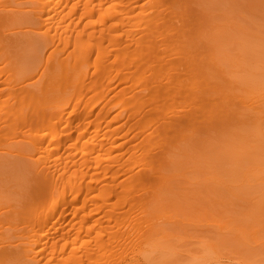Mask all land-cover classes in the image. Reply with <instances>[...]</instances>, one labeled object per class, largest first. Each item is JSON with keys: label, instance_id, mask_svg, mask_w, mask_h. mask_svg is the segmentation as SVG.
<instances>
[{"label": "rangeland", "instance_id": "obj_1", "mask_svg": "<svg viewBox=\"0 0 264 264\" xmlns=\"http://www.w3.org/2000/svg\"><path fill=\"white\" fill-rule=\"evenodd\" d=\"M8 1H1L4 2L1 7ZM21 1L26 4L28 0ZM29 1L28 7L25 6L26 9L20 3L22 5L18 7L7 5L2 11L6 8L9 12V8L16 7L19 10L25 9L27 13L31 6ZM80 1L84 3L88 0ZM89 1L92 13H85L84 7L80 6L77 16H82L81 21L78 22L79 18H76L75 24L72 25V29L70 28L76 36L79 30L89 25L85 28L82 42L71 45L60 55L66 62L69 59L74 61L77 57L75 55L80 50L89 48L87 51L89 50L88 54L91 56L86 65L82 66L88 72L87 78L83 80L82 74H85V70L82 74V71L74 73L73 69L66 67L69 71L62 70L64 73L62 74V68H53L46 74L55 75L56 78L43 89L44 92L41 91L42 95L32 97L28 94V89L21 90L22 100L15 110L16 114L26 113V120L32 123L31 127L35 129L37 126L40 127V123H37L44 117V112L58 110L56 108L63 105L62 100L68 97L72 100L67 108H64L65 118L63 117L64 120L59 123L64 124L69 117L66 115L75 107L80 92L84 91L82 98L89 109L92 106L89 97H95V94L101 91L103 94L104 91L106 92L105 98L100 100L96 110L92 109L93 114L87 116L80 124L73 116L70 118L72 125L66 131L73 134L67 141L68 145L61 148L59 160L61 167L65 169L70 164L77 169L80 168L81 162L85 161L87 174L85 182L92 183L96 187L86 207L88 213L92 211L86 222L82 220L85 210L75 215L69 213L68 220L71 222H68V225L69 228H73L72 233L78 232L77 225L84 224L85 232L82 233L85 236L81 235L86 238H88L86 230L90 226H92L90 237L93 238L98 236L100 231L105 238L106 233L114 230H130L133 220L138 216L135 214L127 216L129 205L122 203L123 197H120L121 201H119V196L114 194L104 199L98 196V189L111 184L110 189L115 186L119 192L121 187L118 186L122 181L125 183L124 180L139 169L145 167L146 171L149 167L147 164L152 162V166L149 164L151 166L149 171L147 170L151 176L149 181L134 184L131 192L132 195L141 196L144 191L152 192L156 199H152L154 203L151 201L152 207L150 206L149 212L155 214L154 217L151 213L155 221L158 219L160 227L157 222L155 225L159 227L158 229L166 228L167 235L172 233L167 238L166 233L163 235L165 231L161 230L162 233L156 230L158 236L159 233L162 234L163 238L166 237L165 242H168L166 246L162 244L164 248L163 251H159L160 255L165 253L164 250L175 248L174 251L172 250L174 254L173 252L172 255L170 254L171 257L167 254L160 257L158 253L156 261L158 259L159 261L156 264H200L201 262L208 264L209 261L211 262L209 264H264V118L260 120L256 116L260 114L259 111H264V107L248 109V103H255L254 99L247 103L252 96L264 95V0ZM114 5H116L114 12L109 13L107 10ZM13 10L10 11L14 13L16 10L14 12ZM122 21L125 26L122 23L121 26L118 24ZM24 26L15 27L17 29L15 33L22 30L23 36L29 33L27 36L37 37L44 30L43 27L41 29L38 26L40 29L34 28L31 33H25L30 27ZM104 27H112V35L110 30L103 31ZM15 28L12 27L8 32L11 30L13 32ZM3 29L5 35L10 34V32L7 34L6 28ZM0 32L4 36L3 32ZM90 34H93L92 40L88 37ZM116 35L119 36L115 38ZM30 45L24 44L20 49L18 46L17 50L13 51L15 53L13 56L16 55L15 58H18L26 55L24 59L27 55L30 57L36 51L33 45V50ZM50 51L51 48L46 49L45 56ZM69 53H72V56L69 57ZM141 57L145 60L139 63ZM36 62L11 64L2 59L0 66L9 72L2 78L19 74ZM68 63L69 61L67 65L70 66L71 64ZM177 63L179 66L175 65ZM93 64L98 66L97 69L92 68ZM103 64L110 65H106L105 68L108 69L106 71L111 70L112 74L109 72L111 75L101 74L105 71L102 69L105 66ZM38 67L35 68L37 70L28 72L22 84L16 85L14 90L23 84L33 89L30 83L40 78L44 72L42 65ZM117 71L119 76L115 77ZM1 72L3 73L2 70ZM179 72V75H182L177 77L176 74ZM99 78L101 80H98ZM0 97V106L7 104L9 94H1ZM120 98L127 99L125 100L127 103L119 104ZM134 101L137 106H132L135 104ZM128 104L130 108L121 111ZM195 111L197 114L193 113ZM134 112L135 117H133ZM253 114L257 117L258 123ZM262 114L264 116V112ZM2 127L0 119V129ZM152 131L157 133L159 131L161 134L158 136ZM106 133L108 135H105ZM64 137L67 139V136ZM23 145L24 137L19 133L9 138L6 145H0V155L9 153L8 156L14 158V162L10 160L13 163L6 161V164H9L1 166L3 168L0 169V193L8 191V195L16 198L14 201L13 199L8 201L5 198L7 194L4 193L6 196L1 194L8 203H12H9L12 206L17 199L20 200L27 195V198H23L24 204L21 203V208L30 202L33 191H38L41 186L40 177L35 174L36 167L31 166L37 154L29 149L20 152ZM145 145L147 147L149 145L152 149L146 148ZM158 150L162 153L161 156L156 154H159ZM141 152L147 155L148 162H144L146 165L140 162V168L132 166V162L141 160L139 159L142 157ZM136 153H139V156ZM151 154L154 156L152 157ZM99 156L105 159L101 162L102 166L111 165L113 172L96 174L92 178L89 170L95 165V160L99 159ZM130 156H133V159L128 161ZM143 158L142 160H145V156ZM11 192L16 194L12 195ZM19 202L17 204H20ZM78 204L83 206L82 201ZM10 205L1 209H8ZM69 210L68 207L67 211ZM111 214L121 216L116 220L111 218ZM0 230L2 237L1 232L6 228ZM15 245L19 247L17 242ZM15 245V248L12 244V247L7 246V248L11 247L7 250L16 251L18 248ZM205 245L208 247H204ZM209 245H216L212 247L218 249V253H214ZM117 248L110 246L102 253H97L96 257L106 260ZM203 250L209 252L204 254ZM28 252V250L24 251L25 255ZM204 255L207 258H204ZM190 257L196 258L192 261ZM25 258L22 257V261Z\"/></svg>", "mask_w": 264, "mask_h": 264}, {"label": "bare ground", "instance_id": "obj_2", "mask_svg": "<svg viewBox=\"0 0 264 264\" xmlns=\"http://www.w3.org/2000/svg\"><path fill=\"white\" fill-rule=\"evenodd\" d=\"M1 1H3V0H0V7L3 5L5 0L3 3ZM28 1H26V4H25V2H23L21 0H9L7 3H5L6 5L3 7H6L7 5L8 6L10 5V7L11 6L18 7L22 4L24 5V7L25 6L28 7L27 6ZM20 3H22V4H20ZM29 4L31 5V6H29L30 10L28 8V10L30 12L27 11V13H26V11H24L26 9V7H25V9H20V10L17 9L16 7H14L13 8L14 10H16V11L18 10L17 12L15 11L16 13L11 8H9V9L13 10L14 13H12V11H10V10L8 12L6 10V8L4 9L5 11L4 10L2 11L3 7H1V9H0V31H2L3 35L5 36V37L2 36V33L0 32V37H1L0 38V61H2V59H4V60H7L11 64H17V63H21V62L22 63H29L30 61H37L36 64L32 65L31 67H27V68L25 67L26 69L23 70V72H21L19 74H13V75L11 73L12 76L7 77V78H2V77L9 74V72L5 71V68L3 66H0L1 68L3 67L2 69L0 68L3 71V73H2L0 70V74H1L0 75V96H1V94H9V97H8L9 103L7 102V104L0 106V119L2 120V125H3V127L0 129L1 130L0 132H3L2 134H0V145H3V144L6 145V142H8L9 138L13 137L17 133L21 134L24 137V145L21 147L20 152L24 151V149H29L32 152H35V154H37V158L31 163V166L33 168L36 167L37 173H35V174H37V176L40 177L41 186H40V189L38 191H33L34 192L33 194L31 193L33 196L30 199V202L28 204H25V206L22 208H21V206L24 204L23 198L28 197L27 195L24 196L25 193L23 194L24 197H22V199H20V200L17 199V201L14 202V206L10 205L12 203H10V202H9L10 204L8 203L9 200L12 201V199H13V201H14L16 199V198L14 199V196L12 198L11 195H8V191H6V192L2 191L3 193H0V195L1 194H3V195L7 194V196H8V197L6 195H5L6 197L4 196L6 198V200L8 199V201H6L2 195L0 197V228H3V227L6 228V230H4V232H1L2 237L0 236V262L2 264H151V263L154 264V262L157 259L156 255L159 253V251L162 250V248H164L162 246V244L166 246V243H167V245H168V242H165L164 238H166V237L169 238L168 236H170L172 233L171 234L169 233L170 235H167L168 232L165 231L166 228L162 229L163 228L162 227V228L158 229L160 227L159 223L157 221L158 219L155 221V218H154L155 214L153 212H151L154 215V217H153V215L149 212L150 211L149 208L151 206L150 203H151L152 199L153 198L156 199L155 195L152 192L149 193V191H147V192L144 191V194L142 196L140 194H137V195H140L139 197H137V195H132L133 192H131L132 191L131 188L134 186V184H136L138 182L140 183L141 181L142 182L144 181V183H145V181L146 182L149 181L148 179H150L151 176H149V174H148V171H149L148 169H149V167L152 166L151 165L152 162L149 163L151 166L149 164H147L149 166L147 168L148 171L147 170L145 171V169H144L145 167H144L143 168L144 172H143V169L142 170L139 169L137 172L128 176V178H126V180H124L125 183H123V181H122L123 184L120 183L118 186V187H121L119 192H117L115 186H113L114 187L113 189H110V187H112L111 184H110L111 186L108 185V187L105 186L103 188H100V190L98 189V191H99L98 196L101 198H104V199H107L109 196H112L114 194H117L119 196V199H118L119 201H121L120 197H123L122 199L124 201L122 203L129 205V208L127 209V216H132V214H135L138 216L133 220L130 230H120V229L114 230V231L106 233L105 238H103L102 231H100V233H98V236L93 238V237H90L91 236L90 233L92 231V226H90V227H87L86 235L88 238H86V237H84L85 235L83 234L85 232L84 231L85 227H86L85 224L82 226H78V225L76 226V230H78V232L76 234L72 233L73 228H69L68 224L71 222L70 220H68L69 213H72L73 215H75V214H77V212H80L81 210H85V213H83V215H82V217H83L82 220L84 222H86L88 220V218L91 216L92 211L88 213L86 211V207H87L88 202L93 197V196H91V194L94 191H96V187H94V184H92V183L88 184L85 182L86 177H87V174L85 173L86 172V167H85L86 162L85 161H82L80 168H77V169L73 168L70 164H68V166H66L65 169H63L61 167V165H60L61 162H59L61 148L66 147L68 145L67 141H69L68 139L73 134V132L68 133L66 131V129L72 125V122L70 119L72 116L74 117L75 121L78 124H80L82 121L85 120V118L87 116L91 115V113L93 114L92 109H93V111H94V109L96 110V108L99 106L100 100L105 98L104 94H106V92L104 91V94L102 91L97 93V94H95L96 93L95 92L94 93L95 97H91V98L89 97L88 100L92 101L91 102L92 106L90 105L91 106L90 109L84 103V100H83L84 98H82V96L84 97V95H83L84 91L80 92L79 97L75 102V107H73L71 111L68 110V111H70L69 114L71 116L69 114L66 115V117H68V116L69 117H68V120L66 122H64V124L63 123L59 124V123H61V121L64 120L63 117L65 118V116H63V114L65 115V113H63L64 108H67L66 106H68V104L72 100L68 97L62 100L63 105H61L59 108H56L58 110H54L51 112L49 110V112H44V117L40 118L38 120L39 122L37 123V124L40 123L39 124L40 127L37 126V128H35V129L31 127L32 123H30L26 120V118H25L26 113L23 112L22 114H16L15 110L17 108V105L22 100V98L20 97V91L21 90L28 89L27 92L32 97H38V96L42 95V92H44L43 89L47 88L49 83L51 81H53L54 78H56L55 75H49V74L47 75L46 74V72H49L53 68L59 67V68H62L61 71L62 70L64 71L69 67V69H73L72 72H74V73H76L77 71H82L81 72V74H82L84 72L85 67L82 68V66L86 65L85 63H87L89 57L91 56V54L90 55L88 54L89 50L87 51V49H89V48H86V47L83 48L82 50H80V52H78L79 54L77 53L78 55L77 54L75 55L73 53L75 56H77L74 59V61L72 60L73 63L70 59L68 60L67 57H65L69 61V63L71 61L70 66L67 65L68 61L66 62V60L63 57L61 58L60 55H61V53L63 54L64 51H66L68 48H70L71 45H76L78 42H82L81 39L84 36V32L86 30L85 28H87L89 25L87 24L88 25L87 26L85 24L86 27L83 25L84 29L79 30V32H78V34H76V36H74L73 32L71 31V29H72L71 27H72V25L75 24L76 18H79V20L77 19L78 22L81 21L82 16H77V14L79 13V7L80 6L84 7L85 13H90V14L92 13L90 11L91 3L89 0L84 2V3H82V1H80V0H77L75 2H72L71 0H31V2L29 1ZM102 4H103V2H102ZM115 7H116V5H114L112 8H110L107 11L109 13H112V12H114ZM121 23L125 26L124 21H122L118 24L120 25ZM23 25H25L24 27H30L31 28V30H29L30 29L29 28L28 31H25V33H27V32L31 33L32 29H34V28L35 29L36 28L42 29V27H43L44 30H42V34L37 35V37L33 36L34 38L32 36H27L29 34V33H27L24 35V36H27V38H25L22 35V34H24L22 30H21L22 33L19 32L20 31L19 29H18L19 31L15 33V31H17V29L15 27L22 28ZM81 26H82V24H81ZM12 27H13V29L15 28L16 30H14L13 32H11L12 31L11 30V31H9L10 34H8L9 33L8 30H10ZM3 28L7 29L8 35H5L6 32H4V31H6V30H4ZM108 30H110L109 31L110 35H112L111 34L112 27H104L103 28V31H105V32H107ZM32 34H30V35H32ZM13 35H15V36H13ZM22 36L25 39L21 38ZM92 36H93V34H90L88 37H91V38H89V39L92 40ZM94 36H95V34H94ZM117 36H119V35H116L115 38H117ZM31 37H32V39H30ZM27 39H30V40H27ZM23 43L26 45H27V43H28V45H30V43H31L30 46L32 47V45H33V47L35 48L36 51L34 50L35 53L31 54L30 57H28L29 55H27L26 59L23 58L26 55L24 56V55L20 54L22 56H19V57L23 58L24 60L20 59L19 57H18L19 58V60H18V58H15L16 55L13 56V54H15L13 51H16L18 46H19V49L22 48L24 46ZM90 43L91 42H89L88 44L90 45ZM12 47H14L15 50L12 49ZM33 47H32V50H33ZM48 48H51V51L47 56H45L44 53H45L46 49L48 50ZM98 49L100 50V48H98ZM91 50H92V48H91ZM34 51H32V52H34ZM71 54L72 53H69L68 56L69 57L72 56ZM143 57H141V59ZM144 60L143 59L140 60L139 63L144 62ZM148 60H150V59H148ZM188 63H189V60H188ZM39 65L43 66L44 72L42 75H40V78H38L37 80L32 81L30 83L32 85H30L28 83L30 85V87L33 89H29V87L27 88V86H26L27 84H25V85L23 84L14 90V87L16 85L22 84V81H23L24 77L26 76V74L30 71L37 70L39 68L38 67ZM103 65H105V66H103L104 68L102 67V69L105 71H102L103 73H101V74H105L104 76H106L108 74L111 75L112 74L111 70L106 71L108 69L105 68L106 65H108V66H110V65L109 64H103ZM175 65L179 66L178 63ZM97 67L98 66L95 64L92 65V68L97 69ZM35 68H37V69H35ZM69 69H67L66 71H69ZM102 69H100V70H102ZM123 69H124V67H123ZM174 70L176 71V69H174ZM63 71H62V74H64ZM121 71H122V69H121ZM77 73H79V72H77ZM86 73H88V72H86V70H85V74H82V75H84L83 80H85L87 78L86 76H88V74H86ZM189 73H191V72H189ZM179 74H180V72L178 74H176L177 77L182 75V74L181 75H179ZM115 75H114L115 77L119 76V71L115 72ZM124 75L126 76V73H124ZM98 80H101V78H99ZM96 82H99V81H96ZM3 84H5V86H2ZM99 86L100 85H98V87ZM147 89H149V88H147ZM185 90H187V89H185ZM182 91L183 90H181V92ZM120 94H121V92H120ZM178 94H181V93H178ZM92 96H94V95H92ZM121 96H122V94H121ZM164 96H166V95H164ZM193 96L195 97V95H193ZM125 98H126V96H125ZM125 98H120L119 104H122L124 102L127 103V101H125L127 99H125ZM196 98H198V97L196 96ZM182 99H185V98H182ZM253 99H254L255 103L251 102V104H250L249 101H252ZM263 99H264V95H262V94H260L258 96H252L247 101V103L249 102L248 103L249 104L248 109L249 108L250 109H256V108H260V107H262L261 109H263V107H264V100ZM174 101H175V99H174ZM187 102H188V99H187ZM189 102H190V100H189ZM252 103H253V105H252ZM256 103H258V104H256ZM186 104H188V103H186ZM248 104H246V105H248ZM135 105L137 106L136 102L132 106H135ZM175 106H176V104H175ZM128 108H130L129 104H128V106H124L121 109V111H126ZM134 109H136V108H134ZM138 110H136V111H138ZM196 112L197 111H195L193 113H196ZM262 112H264V111L261 110V111H259L260 114L256 115L260 120H263V118H264V116H262L263 115ZM138 113L140 114V112H138ZM183 114H184V112H183ZM95 115H96V113L94 114V116ZM135 116H136V113L134 114L133 117H135ZM256 116H255L256 123H258ZM178 117H180V116H178ZM193 117H195V116H193ZM158 118L160 119L161 117L159 116ZM255 118H254V120H255ZM164 121H163V124H164ZM189 121H190V118H189ZM181 122H183V121H181ZM185 122L186 121H184V123ZM261 122L262 121H260V123ZM172 124H174V123H172ZM177 124H178V121H177ZM7 126H9V127L5 131ZM160 126H161V123H160ZM169 126H170V123H169ZM167 128H168V125H167ZM172 129H173V127H172ZM160 130H161V128H160ZM163 130H162V132H163ZM155 131H152V133L156 134L157 132H155ZM159 131L157 133L158 136H159V134L162 133L161 131H160L161 133H159ZM154 134L153 135L151 134V135L154 136ZM105 135H108V133H106ZM64 136H67V139ZM152 136H151V138H153ZM150 140H152V139H150ZM161 140H163V139L161 138ZM149 145H151V143H149ZM149 145H148V147L145 145L146 148H149L150 147ZM152 147H154V146H152ZM159 147H160V145H159ZM141 148H142V146H141ZM155 148H157V147H155ZM151 149H150V151H151ZM152 152L154 153V151H152ZM158 152H159V154L156 153L157 155L162 154V153H160L159 150H158ZM141 153H142L141 154L142 157H139V159H141V160L135 161L134 163L132 162L131 163V164H133L132 166L139 167L140 166L139 164H141V163H143L142 165H146V163L144 164V162H148L146 160V157L148 155V151L145 152V153H147V155L143 152H141ZM8 155H9V153H7V154L4 153L3 155H0V169L3 168V167H1L2 165H4V166L8 165L9 163L6 164L7 162H11V163L14 162V158L9 157ZM137 155L139 156V153ZM144 156H145L146 161L142 160V159H144L143 158ZM151 156H152V154H151ZM153 156H154V154H153ZM132 157L130 156L128 161H131V159H133ZM148 157H149V155H148ZM103 159H104L103 157L99 156V159L95 160V165L89 170V173H90V175H92V178L96 174H100V173L107 174L108 172H113L111 165H110L111 167L107 166V165L102 166L101 162L103 161ZM150 159L151 158H149V161H150ZM10 160H13V162ZM153 161H154V159H153ZM41 166H42V169H40ZM114 173H116V171ZM150 175H153V174H150ZM165 176H167V174ZM165 176H164V179H165ZM154 177H155V175H154ZM154 177H152V178H154ZM36 179H38V178H36ZM126 181H128V183ZM92 182H93V180H92ZM166 185H167V182H166ZM163 186H165V185H163ZM35 187H37V186L35 185ZM23 190L25 191V189H23ZM145 190H146V188H145ZM153 191H155V190L153 189ZM12 192H11V194H12ZM135 192L136 191H134V193ZM14 193L16 194V192H14ZM14 193L12 195H15ZM26 193H28V192H26ZM141 193H143V190ZM9 194H10V191H9ZM2 197L4 198L5 201L3 200ZM10 197H11V199H9ZM24 200H26V199H24ZM19 201H21V202H19ZM79 201H82L83 206H79V204H78ZM17 202H19L20 204H17ZM6 203H8V204H6ZM21 203H22V205H21ZM16 204L18 205V207L16 206ZM7 205H10L8 207V209H5V210L1 209L2 207L6 208ZM68 207L70 208L69 212L67 211ZM17 208H19V209H17ZM155 209L157 211L156 207H155ZM155 209H154V211H155ZM159 212H156V213H159ZM160 214H158V215L160 216ZM120 216L121 215L111 214V218L116 219V220ZM156 218H157V216H156ZM156 222L158 223L159 227L157 225H155ZM157 229L160 230V232H162L161 230L165 231L164 233L163 232L162 233H163V235H165V233H166V237L163 238V235L160 233H159V236H162V237H159L158 236L159 231ZM156 230L158 232H156ZM81 234H83L84 236ZM155 235H157L158 237ZM13 239H14V241L17 242V245H19V247H17L15 245L16 242L14 244L18 249H16V251H15V249L7 250V249H10L12 246L14 247ZM163 240H164V242H163ZM169 243H172V242L169 241ZM11 244H12V246H11ZM172 245L175 246L174 244H172ZM7 246L8 247L11 246V247L7 248ZM110 246L118 247L114 254H112L106 260H102V259L100 260L99 258L96 257L97 253H102L106 248H108ZM176 246H178V245H176ZM206 246L207 245H205L204 247H206ZM212 246L216 247V245H212ZM212 246H210V248ZM170 248H172V247H170ZM212 248H213L214 253L215 252L218 253V251H219L218 249H217L218 250L217 251L216 248H214V247H212ZM174 249L175 248H172L171 250L170 249L164 250L165 253H163L162 255H160L161 253H159V255H160V257L164 256V254H165V256H166V254H167V256H170V254L174 251ZM27 250L29 252L27 255H25L24 251H27ZM208 250H210V249L208 248ZM206 252L208 253L209 251H206ZM206 252H205V250H203L204 254H206ZM173 254H174V252H173ZM210 254H211V252H210ZM176 255H179V254H176ZM176 255H175V257H176ZM201 255H203V254H201ZM22 257H26L25 260L22 261ZM196 257H192V258L190 257V260H192L193 258H196ZM209 257L210 256H208V258ZM204 258H207V257L205 256ZM169 260H170V258H169ZM158 261H159V259H158ZM158 261H156L155 264ZM162 261H163V259H162ZM162 263H164V262H162ZM209 263H211V262L209 261Z\"/></svg>", "mask_w": 264, "mask_h": 264}]
</instances>
